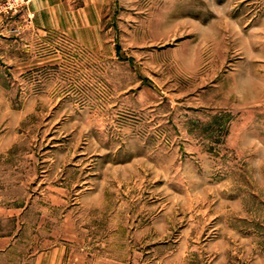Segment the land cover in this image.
Instances as JSON below:
<instances>
[{"label":"rangeland","instance_id":"1","mask_svg":"<svg viewBox=\"0 0 264 264\" xmlns=\"http://www.w3.org/2000/svg\"><path fill=\"white\" fill-rule=\"evenodd\" d=\"M0 264H264V0H0Z\"/></svg>","mask_w":264,"mask_h":264}]
</instances>
